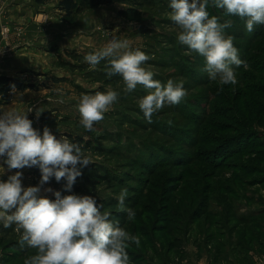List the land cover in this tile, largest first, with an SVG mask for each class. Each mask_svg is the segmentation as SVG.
<instances>
[{
    "label": "rangeland",
    "instance_id": "obj_1",
    "mask_svg": "<svg viewBox=\"0 0 264 264\" xmlns=\"http://www.w3.org/2000/svg\"><path fill=\"white\" fill-rule=\"evenodd\" d=\"M6 1L0 0L2 61L26 44L19 34L9 37L5 16L8 5L19 0ZM59 1L39 4L45 5L43 14L58 21L56 44L45 46L48 52L42 53L39 67L34 62L36 67L17 75L36 89L13 91L2 107H32L27 115L34 129L42 132L46 126L57 138L84 146L93 163L82 169L72 193L96 197L103 211L121 214V226L141 237L140 247L127 250L133 264H264V25L249 33L244 19L208 7L221 23L232 21L225 32L235 37L234 46L247 64L236 69L238 83L221 91L204 71L203 57L179 45L180 30L171 20L168 0L102 4L71 17L58 8ZM44 18L32 21L42 26V34ZM105 32L148 54L145 66L154 79L183 80L186 97L146 121L138 106L146 95L143 88L125 93L118 75L107 78V61L93 68L84 60L108 42ZM42 56L32 57L39 61ZM108 87L120 92L119 101L87 132L79 123L80 95ZM14 94L24 100H11ZM3 166L0 179L22 171L24 187L40 181L38 167ZM64 184L52 178L43 187L72 194ZM122 189L128 192L125 206L136 212L134 221L119 210ZM41 194L54 199L51 192L42 189ZM20 235L15 225L0 227L2 264H23L35 254L21 247Z\"/></svg>",
    "mask_w": 264,
    "mask_h": 264
},
{
    "label": "clouds",
    "instance_id": "obj_2",
    "mask_svg": "<svg viewBox=\"0 0 264 264\" xmlns=\"http://www.w3.org/2000/svg\"><path fill=\"white\" fill-rule=\"evenodd\" d=\"M224 10L229 16L245 20L251 33L257 24L264 25V0H169L171 20L178 26L179 45L186 46L204 59V71L209 80L217 82L220 90L225 85H236V69L247 67L246 61L234 46L235 37L225 29L232 21L220 22L210 16L208 7ZM86 22V21H85ZM101 48L85 55L84 60L93 68L107 61L106 76L118 75L123 81L122 91L132 92L138 87L145 90L139 108L146 121L165 106L180 103L187 95L184 81L168 79L166 83L154 79V72L145 66L151 57L139 48H133L127 39L111 36ZM15 91V86H12ZM120 92L108 87L94 94L82 93L77 105L80 125L94 131V123L104 119L110 108L118 103ZM62 102V101H61ZM27 110H5L0 106V177L8 170L38 167L41 173L36 186L22 185V171L0 179V227L16 226L21 232L19 244L35 249L23 264H133L128 253L131 245H141V237L121 226L111 212L96 197L72 193V187L82 169L93 161L84 153V146L66 136L57 138L48 127L42 132L32 126ZM40 110H37L39 115ZM65 181L64 191L44 188L50 179ZM51 192L54 199L42 195ZM127 189L117 197L119 210L134 221L136 212L125 206ZM3 258L0 257V264Z\"/></svg>",
    "mask_w": 264,
    "mask_h": 264
},
{
    "label": "crops",
    "instance_id": "obj_3",
    "mask_svg": "<svg viewBox=\"0 0 264 264\" xmlns=\"http://www.w3.org/2000/svg\"><path fill=\"white\" fill-rule=\"evenodd\" d=\"M7 2L8 0L6 1V3ZM8 7H9L8 13L6 12L7 16H5V18L7 19V22L9 23H5V24L8 26V28L11 26L10 31L12 30V32L11 34H9V37L19 34L20 37L23 38L22 42L25 41L26 44H24L23 42L22 44L18 45V50L13 51L12 55L8 54L7 58H5L6 60L2 61L0 59V75L8 74V75L17 77V75H19L20 73L29 71L31 65H34L33 64L34 62H36L35 65L39 67V64L37 63L44 59V55L42 56V53L44 54L45 52H48L45 46L46 45L51 46L52 44H56V37L59 34L57 33L58 32L57 31L58 21L56 18L52 19L50 15H46L42 13V11L45 8V5L31 4L29 3V0L13 1L11 4L8 5ZM43 16L45 18L42 19V25L44 27L43 29L44 33L42 34V28H41L42 26L38 24L34 25L32 21L33 20L41 21V17L43 18ZM49 19H50V22L52 21V24L50 23V26L47 27V24L49 23ZM10 22H13V23H10ZM43 22L46 23V25L43 24ZM15 23L22 24L23 26L16 25ZM34 39H35V42L33 41ZM8 41H10V38ZM11 41L13 42L14 40L11 39ZM29 42L31 44H29ZM8 46H9V43H8ZM13 48H16V46H14ZM33 55L36 58L38 56H42L43 58H40L39 61H36V59L32 57ZM17 78L24 82V79L22 77L18 76ZM16 95L17 94H14L11 100H15V99L24 100V99L17 97Z\"/></svg>",
    "mask_w": 264,
    "mask_h": 264
},
{
    "label": "trees",
    "instance_id": "obj_4",
    "mask_svg": "<svg viewBox=\"0 0 264 264\" xmlns=\"http://www.w3.org/2000/svg\"><path fill=\"white\" fill-rule=\"evenodd\" d=\"M48 1L49 0H35L36 4L38 5L46 4ZM112 3L140 4L138 0H60L58 3V8L64 12L66 17H71L74 14H79L87 9L95 8L102 4ZM13 85L15 86V91L19 92H23L28 89H36V86L33 83L23 82L16 76L8 74L0 75V106L6 104L9 101L13 92ZM241 145L243 144L241 143ZM244 146L240 149L244 148ZM120 215L121 214H117V216L114 217L120 220Z\"/></svg>",
    "mask_w": 264,
    "mask_h": 264
},
{
    "label": "built area",
    "instance_id": "obj_5",
    "mask_svg": "<svg viewBox=\"0 0 264 264\" xmlns=\"http://www.w3.org/2000/svg\"><path fill=\"white\" fill-rule=\"evenodd\" d=\"M4 32H6V33H7L8 31H7V30H5Z\"/></svg>",
    "mask_w": 264,
    "mask_h": 264
}]
</instances>
